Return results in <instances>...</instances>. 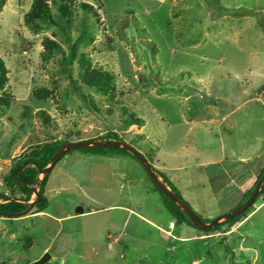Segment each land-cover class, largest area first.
<instances>
[{
    "label": "rangeland",
    "instance_id": "rangeland-1",
    "mask_svg": "<svg viewBox=\"0 0 264 264\" xmlns=\"http://www.w3.org/2000/svg\"><path fill=\"white\" fill-rule=\"evenodd\" d=\"M32 1L0 0V194L22 197L2 176L31 146L116 135L201 221L240 205L264 169V0H70L63 29L27 23ZM93 71L110 87L87 88ZM151 182L130 156L67 152L45 212L0 216V264H264V193L205 233L176 225Z\"/></svg>",
    "mask_w": 264,
    "mask_h": 264
},
{
    "label": "trees",
    "instance_id": "trees-1",
    "mask_svg": "<svg viewBox=\"0 0 264 264\" xmlns=\"http://www.w3.org/2000/svg\"><path fill=\"white\" fill-rule=\"evenodd\" d=\"M72 2L70 0H53L51 4H48L45 0H33L31 4V9L26 15V22L30 24L35 23H44L49 25L57 26L59 29H63L64 25L69 24L71 17L73 15V10H71ZM80 9L84 11V13L92 12V8L87 4H79ZM54 10V13L52 12ZM51 46L55 49H58V46L54 43H51ZM74 51V47L70 46L71 54ZM6 71L0 61V87L2 88L4 82L6 81L5 78ZM83 84L90 89L97 90V91H105V89L109 88L111 85V77L107 74H102L101 72L93 71L92 73H87L85 77H83ZM41 93H46L45 90H39L35 93V97H41ZM41 115L43 112L40 113ZM43 116V115H42ZM112 139L104 138L98 139L101 141H119L120 139L116 135H112ZM69 142L68 139H53L51 141H46L42 143L35 144L31 146L26 152H24L21 156L13 159L12 166L8 174L2 176V182L5 188L14 195L16 193H21L22 197L14 198L13 196L8 197L0 194V212L2 213H19L27 209V207L23 204L10 201V199H19L24 201H29L32 192L29 188H25L20 184L18 179V171L22 164L26 162H33L37 168L42 169L46 166L49 162L50 158L56 153L58 148L63 144ZM83 151L84 153L94 154V155H106V154H124L127 156L132 157L129 153L118 150V149H78ZM133 158V157H132ZM134 159V158H133ZM34 166L28 165L25 167L21 172V181L27 187H34L35 186V178L37 176V169ZM155 170V169H154ZM156 171V170H155ZM50 173V172H49ZM48 173V174H49ZM159 178L162 180L163 184H165L171 191H173L176 195L178 193L169 185L168 181L163 178V176L156 171ZM264 173V169L258 175L256 181L252 184V186L244 193L242 201L240 203L243 204L249 197L250 192L253 190L255 184L259 181ZM46 174L41 181L39 187V195L41 197V201L32 208V214L42 213L45 212L48 206L47 199L43 196L44 188L47 181ZM151 182V180H150ZM153 185V190L158 192L163 199V205L169 215L171 216L172 220L176 225H184L190 227L191 229H195L190 220L187 216L181 212L170 200L162 194V192L151 182ZM264 193V188L261 191V194ZM179 196V195H178ZM180 197V196H179ZM257 199L254 200L252 205L242 212L241 214L237 215L233 219L220 224L218 227L213 228L212 230L205 232L211 233L220 230L222 227H231L235 225L237 222L244 219L248 214L252 212V207L256 203ZM188 206V205H187ZM239 206V205H238ZM197 216V215H196ZM199 218V217H198ZM209 222V221H208Z\"/></svg>",
    "mask_w": 264,
    "mask_h": 264
},
{
    "label": "water",
    "instance_id": "water-1",
    "mask_svg": "<svg viewBox=\"0 0 264 264\" xmlns=\"http://www.w3.org/2000/svg\"><path fill=\"white\" fill-rule=\"evenodd\" d=\"M77 149H118L129 153L141 165L147 176L154 183V185L162 192V194L166 196L171 203H173L181 212H183L187 216V218L190 220L192 226L195 229L203 232H208L213 228L218 227L220 224L233 219L237 215L247 210L252 205L254 200L257 199L262 189L264 188V173H263L262 177L255 184L254 189L250 192L248 199L243 204L235 207L228 213L222 214L209 222H203L198 218V216H196V214L189 208V206H187V204L178 195H176L165 184H163L162 180L159 178L156 171L150 166V164L144 158V156L135 148H133L131 145L120 140L101 141V140L91 139V140H83L78 142H67L63 144L58 148L56 153L50 158L49 162L42 169L37 168L33 162H26L22 164L18 171V179L23 187L29 188L31 190L34 200L24 201L19 199H10V201H14L25 205L27 209L19 213L0 212V216L6 218H17L27 215L32 210V208L41 201V197L38 191L42 178L53 169L55 164L61 159L63 155H65L69 151L77 150ZM28 165L34 166L37 169V176L35 178L34 187H27L21 181V177H20L21 172ZM1 202L2 201L0 199V203ZM49 257H50L49 254L46 253L39 260L35 261L33 264H45L49 260Z\"/></svg>",
    "mask_w": 264,
    "mask_h": 264
},
{
    "label": "crops",
    "instance_id": "crops-1",
    "mask_svg": "<svg viewBox=\"0 0 264 264\" xmlns=\"http://www.w3.org/2000/svg\"><path fill=\"white\" fill-rule=\"evenodd\" d=\"M262 92H264V90H263ZM259 96L261 97V95H259ZM225 161H226V158H225V160H224V153L221 152V154H220L219 157L215 158V160H211L210 165H213V166L223 165ZM244 163H245V160L242 159V160L240 161L239 164L243 165ZM236 168H237V167H234V168H233V171H235L234 174H238V173H240V172H239V169H236ZM240 171L242 172L241 169H240ZM243 172H244V170H243ZM243 172H242V173H243ZM222 173H223V172H222ZM229 173H230V171H224L223 174H219V175H222L223 177H227V180H228V181H232V180L236 179V178H234V179H231V180H230L231 176L229 175ZM219 175L217 174V176L213 177V179L217 178ZM219 183H220V182H218V185H219V186H222L224 182H222V183H220V184H219Z\"/></svg>",
    "mask_w": 264,
    "mask_h": 264
}]
</instances>
